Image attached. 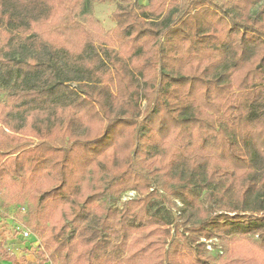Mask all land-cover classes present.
Here are the masks:
<instances>
[{
  "label": "trees",
  "instance_id": "16d2710c",
  "mask_svg": "<svg viewBox=\"0 0 264 264\" xmlns=\"http://www.w3.org/2000/svg\"><path fill=\"white\" fill-rule=\"evenodd\" d=\"M103 1L108 41L92 13ZM0 94V125L28 138L0 128V196L38 203L45 261L264 264V0H0ZM150 184L180 199L184 244L147 216L155 194L101 202ZM223 235L212 261L197 239Z\"/></svg>",
  "mask_w": 264,
  "mask_h": 264
},
{
  "label": "rangeland",
  "instance_id": "374dc122",
  "mask_svg": "<svg viewBox=\"0 0 264 264\" xmlns=\"http://www.w3.org/2000/svg\"><path fill=\"white\" fill-rule=\"evenodd\" d=\"M139 4L146 6L148 0H139ZM114 9L115 4L107 1L94 2L92 5L93 18L97 22L98 30L101 31L100 34H97L105 39V41L110 39L112 36L111 33L115 28V21L112 16ZM40 26H50V21L42 23ZM112 44L115 47L117 46L115 43ZM0 99H2L1 94ZM139 106L143 113L146 109V101L143 98H140ZM78 110L86 120H96L98 118L96 108L87 102H84L82 107L78 108ZM137 120L140 121L141 117L137 118ZM0 128L8 134L28 139L24 135L10 132L7 128L2 127L1 125ZM29 139H31V149L38 145V140L34 138ZM2 193L3 194L0 196V248L5 249L10 253H14L18 259L23 257L28 264H51L50 261H45L46 256L43 258L39 255L38 251L42 248L41 234L38 230L34 231L33 221L31 224L28 223V219L30 218V215L36 211L38 203L29 200L24 194L19 195L18 192L11 194L10 191L5 190ZM150 193L155 194V196L151 202L145 206L147 216L155 217L157 220L171 228L170 235L172 237L170 241L184 244L185 241L176 237L174 229H172V226L176 222L175 219L179 215L178 209L182 206L180 199L175 195H166L161 189L156 192L154 186L150 184L148 192L143 195H140L133 190H126L120 193L119 196L106 194L101 202L109 208L121 211L124 207L133 208V206L137 205V202L143 201L144 197ZM130 201L131 205L128 204ZM173 205H175V207ZM206 206L207 205L205 204V207ZM230 216L233 217L234 214H230ZM13 219L16 220L15 224L13 223ZM31 225L32 229L30 227ZM20 226L29 231L30 236L28 238H23V236L17 231L16 228ZM246 238L249 241L261 244L257 235H248L244 237V239ZM227 242L228 239L224 235L221 237L212 236L210 238L199 236L197 239V244L203 245L205 252L204 255L212 258V261H218L219 259L224 258ZM0 264L5 263L0 261Z\"/></svg>",
  "mask_w": 264,
  "mask_h": 264
},
{
  "label": "built area",
  "instance_id": "2783aa9c",
  "mask_svg": "<svg viewBox=\"0 0 264 264\" xmlns=\"http://www.w3.org/2000/svg\"><path fill=\"white\" fill-rule=\"evenodd\" d=\"M13 221H14L13 223L15 224L16 220L13 219ZM16 229L23 236V238H28L30 236L29 231L21 226L17 227Z\"/></svg>",
  "mask_w": 264,
  "mask_h": 264
},
{
  "label": "crops",
  "instance_id": "0c3cea01",
  "mask_svg": "<svg viewBox=\"0 0 264 264\" xmlns=\"http://www.w3.org/2000/svg\"><path fill=\"white\" fill-rule=\"evenodd\" d=\"M14 254V253H13ZM15 255V254H14ZM16 256V255H15ZM26 260V259H25ZM2 263L9 264L8 262L0 260Z\"/></svg>",
  "mask_w": 264,
  "mask_h": 264
}]
</instances>
